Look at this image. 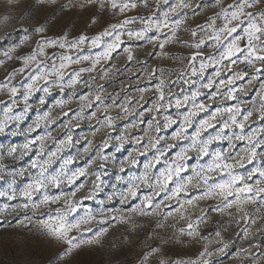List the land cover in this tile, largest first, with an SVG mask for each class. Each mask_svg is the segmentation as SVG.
<instances>
[{"label": "snow or ice", "instance_id": "1", "mask_svg": "<svg viewBox=\"0 0 264 264\" xmlns=\"http://www.w3.org/2000/svg\"><path fill=\"white\" fill-rule=\"evenodd\" d=\"M56 0H32L27 5L26 11L31 13L34 9L43 10ZM91 3V0H89ZM165 5L167 8L165 9ZM20 0H6V12L8 9L20 7ZM109 7L114 15L123 17L116 23H109L99 34L88 37L80 35L74 40H69L67 34L56 38L45 36L44 25L34 26L32 31L39 39L36 47L27 55H17L18 67L8 70L7 61L13 60L16 48L25 44L29 35L20 39L19 44H13L6 52L4 59L0 60V68L5 69V75L0 80V133H4L11 124H18L24 120L32 105L30 98L37 92L50 94L58 88H71L81 82L82 73H91L96 70L101 62H107L114 58V54H126L127 60L135 59L131 45L124 46L127 41H144L153 45V52L162 58H175L166 51V46L179 43L190 50L185 59L187 64L185 71L180 73V79L184 85L192 87L198 82V87H193L190 94H185L183 88L179 95L169 97L164 103L167 93L166 86L169 82L163 78L164 70L161 69V78L155 85L157 99L152 107L136 113L143 122L145 111L159 112L161 109L175 107L178 110L187 107V111L179 113V127L172 133L170 139L175 142L188 141L180 146L179 151L169 158L171 149L178 147V143H168L161 131L178 123L171 115L164 117L161 125L153 116L148 121L149 130H154L156 135L149 136L147 144H143V151L138 149L139 155L144 156L149 151L151 158L143 165V172L127 180V190L120 194V204L130 205L127 211L123 208L116 209L111 214L101 213L100 218L86 211L80 215L82 200L76 199L77 193L84 188L83 183H77L80 177L91 171L90 168L71 169L69 165L74 163L72 155H64V150L70 148L74 141L71 134L66 135L57 143L55 151H45V140L51 137V132L46 136H37L29 140L19 149L24 156L31 151L32 145L39 142V151L36 158L30 161L27 168L13 169L6 175H0V181L10 177L7 187L0 189V198L5 203L0 204V229L11 227L12 223L7 219L8 213H16L13 219L16 226L29 231L35 230L50 244L54 245L48 264H74L76 258L84 251L103 247L104 238L109 229L116 224H126L131 215L143 217L158 216L157 228L170 226L175 229L170 239L160 238V243L149 248L142 254L141 264H149L150 257H158V264H213L210 259L214 254L221 256L231 255L232 264H242V260L248 257V264H264V0H178L169 4V0H155V8L149 4V0H101L100 7ZM207 7H218L219 11L207 17L203 24L189 27V13L191 17L198 18ZM148 9L145 16H129V12L137 9ZM9 14L2 19L7 21ZM219 21V23H217ZM96 21L93 20L92 23ZM130 25L135 27H129ZM183 29L190 33L188 40H181L178 33ZM25 32L28 29H24ZM89 49H101L95 54H82L84 46ZM59 48L61 53L48 54V49ZM211 48L213 51L208 52ZM75 52V57L71 54ZM88 62L87 67L68 69L72 65ZM226 62V63H225ZM239 65H244L245 70H237ZM236 66V68H234ZM213 68L211 76H205L206 70ZM227 72L232 75L227 79L222 76ZM104 71L101 79L107 77ZM155 77V72L151 74ZM250 76L247 83L259 84L256 95L260 100V107L247 109L236 103L233 106L216 107L210 111L211 106L202 102L199 98L206 95L208 100H215L221 94V87L225 86L227 92L223 96L229 100H238L236 93L245 91L243 86L235 87L236 82ZM67 77V79H66ZM187 77V78H185ZM195 77L197 79H191ZM218 79V83H217ZM206 81V82H205ZM175 85L177 81H171ZM215 88V91L212 89ZM102 89V86H101ZM141 93L148 89H138ZM203 90H208L204 92ZM6 97V99L4 98ZM143 100L144 96L141 95ZM82 101H87L81 107L77 119H82L84 107H91L92 102L88 96H81ZM96 101L103 102V97L97 95ZM22 101V105H21ZM39 103L43 105L45 98L41 97ZM68 101L60 99L55 106L63 107ZM115 104V101H113ZM131 103V101H127ZM20 111H16L17 108ZM99 111V108L97 109ZM107 111V106H105ZM122 111L127 115L131 111L122 106ZM208 113L206 118L196 121L199 113ZM258 113V115H257ZM65 116L68 113H64ZM50 111L38 116L33 125H29V133L40 127L41 121L52 123L49 120ZM97 112H92L89 119L96 118ZM113 119L106 116L101 127H113ZM99 122V121H98ZM196 123L195 131L188 135V129ZM219 130L215 134L203 135L208 129ZM258 126H253L257 125ZM133 128L136 124L131 125ZM100 129L97 128L96 131ZM230 130V134H225ZM95 133H93L94 135ZM147 134V133H146ZM87 139V138H85ZM120 141L116 151L123 147L125 138L119 136ZM143 138H138L136 144L140 145ZM222 141L228 142L227 149L212 148V145ZM163 142V143H162ZM238 142H243L242 147H237ZM90 146L91 141L87 140ZM105 141L103 148H107ZM16 147L8 148V155L16 153ZM85 152L89 151L85 147ZM190 153H195L197 163L190 165L192 159ZM205 157L208 159L201 163ZM109 157L102 152L97 157H89L87 164H97L99 169H104ZM59 161V168L53 169V165ZM138 161L133 152L129 158L121 162V171L125 163L136 164ZM163 163V167L157 169V165ZM157 169L156 171H153ZM5 172V166L0 164V173ZM27 175L28 182L22 187H17V178ZM95 179L93 191L86 199L94 197L103 183L102 171L94 172ZM123 180V177H117ZM64 189H68L65 191ZM148 189V191H142ZM56 190V191H53ZM112 199L111 196L108 197ZM132 200L138 203L131 204ZM12 201H20L12 204ZM213 201L206 207H201V202ZM173 204L176 207H173ZM168 209V211H164ZM23 213L19 216V213ZM31 213V214H29ZM213 213L229 217L240 228L235 233L237 239L248 242V247H236L235 240L225 241L223 233L227 226L218 224L214 232L203 235L202 226L207 227ZM39 217L34 219V217ZM183 221L177 228L176 223L168 225L169 220ZM95 221V224H93ZM135 227V226H134ZM90 233V235H88ZM149 239L152 236L149 235ZM184 238L190 242L205 241L202 250L195 257H183L172 259L167 256V247L170 243L183 244ZM127 239V238H126ZM215 240L220 247L215 253L209 250V244ZM235 248L234 252L229 249ZM254 250H259L257 256ZM23 264H36L35 261H24Z\"/></svg>", "mask_w": 264, "mask_h": 264}, {"label": "rangeland", "instance_id": "2", "mask_svg": "<svg viewBox=\"0 0 264 264\" xmlns=\"http://www.w3.org/2000/svg\"><path fill=\"white\" fill-rule=\"evenodd\" d=\"M30 2L32 0H20V7L14 10L8 9L6 12V0H0V60L4 59V52L13 44H19L20 39L25 35L30 36V39L25 44L16 48L15 53H13V60L6 62L5 67L8 70L19 66V61L15 60V56L27 55L36 47V41L39 37L32 31L34 26L44 25L46 27L44 35L49 38H56L67 34L68 39L71 41L80 35L95 36L103 31L109 23H116L123 18L114 15L112 10L107 6L101 8V0H91V3H89V0H56L55 4H50L43 10L34 9L29 13L26 11V8ZM173 2H178V0H169V4ZM161 3H163V0H161ZM212 3L214 4L215 0H212ZM224 3H231V0H224ZM149 4L153 6L154 10L155 0H149ZM164 7L166 9L167 5ZM148 11V9L141 8L129 12L127 15L145 16ZM217 11H219L218 7H207L200 13L198 18L191 17V13H189L187 26L195 27L196 24H203L207 17L212 16ZM5 14L10 15L7 21H3L2 19ZM93 20L96 22L92 23ZM129 27L135 26L130 25ZM24 29H28V31L25 32ZM178 36L181 40H188L190 33L182 29L178 33ZM124 39L126 41L124 46L131 45L133 49L134 60L128 61L126 54H114L112 60L107 62L102 61L101 64L97 65L95 71L82 73L79 84L71 88L66 87L63 91L56 88L48 95H45L42 91L37 92L30 98L29 103L32 105V109L25 119L18 124H11L4 133H0V164L5 166V172L0 173V175H6L8 171H12L13 169L27 168L30 161L36 158V153L39 151V142L32 145L31 151L27 152L26 155H20L19 149L27 141L35 139L37 136H46L47 132H51V137L45 140V151H55L58 141L66 135L71 134L74 143L70 148H66L63 153L64 155H72L75 158L74 163L69 165V168L75 170L88 167L91 169L87 175L80 177L77 181L78 184H84V188L76 196V199L82 200L80 215H83L86 211H91L99 219L102 212L111 214L113 210L121 208L127 211V207L130 205L120 204V194L126 192L128 178L140 175L144 170V163L152 155L151 151L144 156L139 155L138 152H134L136 149L142 152L143 144H147L148 137L156 135L154 130H149L148 121L155 116L156 120L162 125L164 117L167 115H171L174 119L178 120L177 124L162 130L160 133V135L165 136L168 143H178V147L169 151V158L179 151L180 146L188 143V141L175 142L170 139L172 133L179 127V113L187 111V107L181 108L179 113L174 106L167 110L161 109L159 112L149 113L145 111L143 122H140L141 118L136 115L137 112L152 107V104L156 101L157 93L155 92V85L158 83L159 78H161L160 70H164L163 78L169 82L165 88L167 95L164 103H167L169 97L179 95L182 88L185 94H190L193 87H198L199 82L190 87L189 85H184L183 80L180 79V73L185 71L187 64V61L182 58L190 54V50L181 44L176 43L166 46V51L169 52L170 56L175 58H162L156 55H149L153 52L152 44L144 41L129 42L126 37ZM100 50L89 49L85 45L82 54H89V52L95 54V52ZM47 51L49 55L53 53L59 55L62 50L52 48ZM206 51L212 52L213 50L209 48ZM71 54L75 57V52ZM87 66H89L88 62H84L83 64L72 65L67 71L71 74L72 69L78 70L80 67ZM241 69L251 72V69H246L244 65L238 66L237 70ZM104 71H107L108 75L104 79H101ZM153 72H155V77L151 75ZM213 72L214 69L209 68L206 70L205 76H211ZM4 75L5 69L0 68V80L3 79ZM231 75V72L222 73L224 79H227ZM250 78V76H246L244 80L236 82L235 87L239 88L243 86L245 89V91H238L236 93L238 100H229L223 96V93L227 92L225 86H220L221 94H218L215 100H208L206 95H202L199 99L211 106L210 111H214L219 106L229 107L236 103H241V106L247 109L253 107L259 109L261 102L256 95L259 90V84L254 82V84L249 85L247 81ZM191 79L197 78L192 77ZM171 81H177V83L172 85ZM144 88L148 89V91L141 93L138 90ZM215 90V88L212 89V91ZM203 91L207 92L208 90ZM97 95L103 97L102 103L95 100ZM141 95L144 96L143 100L140 99ZM81 96H88L92 104L91 107H84L83 118L77 119L76 114L80 113L81 107L88 103L87 101H82ZM41 97L45 98L43 105L39 103ZM4 98L6 99V97ZM60 99H64L68 103L63 107L55 106L56 101ZM129 100L131 103H127ZM113 101H115V104ZM105 106H107V111H105ZM122 106L131 110L129 114L126 115L122 111ZM98 108L99 111H97ZM20 110L21 108L19 107L16 109V111ZM49 111V120L54 122L41 121L40 127L29 133L27 131L29 125H33L38 116H42L45 112ZM92 112H97V116L96 118L89 119ZM64 113H68V115L65 116ZM207 115L208 113L201 112L195 119L198 122L199 119L206 118ZM106 116L114 118L113 127H101ZM2 118L3 115L0 112V119ZM134 123L136 124L135 128L131 126ZM253 126H258V124ZM195 127L196 123L188 129V135H191L195 131ZM97 128L100 130L96 131ZM219 128L220 124H217L216 129H208L203 135L206 137L209 134H215V131L219 130ZM93 133L95 134L93 135ZM225 134H230V130L226 131ZM119 136H123L125 140L120 151H116V147L120 144V141L116 139ZM138 138H143L140 145L136 144ZM87 140L91 141L90 146L87 144ZM105 141L109 145L107 148H103ZM242 146L243 142L237 143L238 148ZM10 147H16L18 151L12 155H8L7 150ZM85 147L89 148L88 152L84 151ZM212 148L227 149L228 142L215 143L212 145ZM98 152H102L105 156L109 157L102 170L97 166L100 161L90 166L87 164L89 157H97ZM130 152L134 153L138 162L136 164L125 163L124 170L121 171V162L129 158ZM190 155L192 159L189 161V164H196L195 153H190ZM207 159L208 157H205L200 162L203 163ZM59 163L57 161L53 165V169H58ZM160 167H163V163L157 165V169ZM95 171H102L103 183L93 198L86 199L85 197H88L93 191L94 186L92 182L95 179ZM117 177H123V180H118ZM8 179L10 177H6L5 181H0V189L7 187L6 181ZM27 182V175L18 177L17 187H22ZM64 190L67 191L68 189ZM142 191H148V189H142ZM109 196L112 197L111 200L108 199ZM5 202L4 198H0V204ZM18 202L20 201H12L10 203L16 204ZM135 203H138V200L131 201V204ZM209 203L214 202H201V207H206ZM173 207H176V205L173 204ZM164 211L166 212L168 209H164ZM18 215L22 216L23 213L21 212ZM14 216H17V214L8 213L7 219L11 221L12 226L0 229V264H23L24 261H35L36 264H48L52 253L55 251L54 245L50 244L35 230L29 231L28 229L17 227L16 220L13 219ZM3 218V216H0V220H3ZM36 218L39 217H34V219ZM158 219H161V217L131 215L128 223L116 224L109 229L107 236L104 238L103 247L82 252L76 258L74 264H141L142 254L147 252L150 246H157L160 243L161 237L170 239L175 231L170 226L157 228L156 221ZM173 223H176L178 228L183 224V221L177 222L170 219L167 222L168 225ZM93 224H95V221H93ZM218 224L227 226V231L223 233L225 241L235 240L236 247H248V242L236 238L235 233L240 231V228L236 223L230 222L227 216L221 217L213 213L207 227L202 226L203 235L207 236L210 232H214ZM149 235L152 236V239L148 238ZM204 243L206 242H190L187 238H184L183 244L170 243L166 246L167 256H170L172 259L195 257L198 251L202 250ZM218 247L220 245L215 243L214 239L209 244V250L214 253ZM229 251L234 252L235 248L230 247ZM254 251L258 256L259 250ZM210 259L213 261V264H232L233 257L231 255L221 256L214 254ZM248 259V257H245L242 260V264H248ZM149 264H158V257H150Z\"/></svg>", "mask_w": 264, "mask_h": 264}]
</instances>
